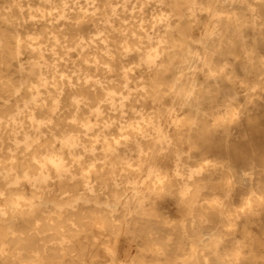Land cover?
<instances>
[{"label": "bare ground", "instance_id": "1", "mask_svg": "<svg viewBox=\"0 0 264 264\" xmlns=\"http://www.w3.org/2000/svg\"><path fill=\"white\" fill-rule=\"evenodd\" d=\"M0 264H264V0H0Z\"/></svg>", "mask_w": 264, "mask_h": 264}, {"label": "rangeland", "instance_id": "2", "mask_svg": "<svg viewBox=\"0 0 264 264\" xmlns=\"http://www.w3.org/2000/svg\"><path fill=\"white\" fill-rule=\"evenodd\" d=\"M175 215V214H174ZM121 255L122 257H124L125 255H130L131 251H134V247L131 245L129 246L127 241H124L122 244H121ZM130 247V248H129ZM128 257V256H127Z\"/></svg>", "mask_w": 264, "mask_h": 264}]
</instances>
